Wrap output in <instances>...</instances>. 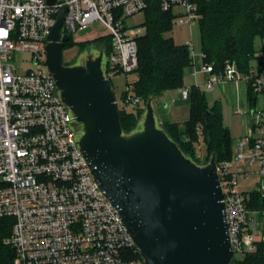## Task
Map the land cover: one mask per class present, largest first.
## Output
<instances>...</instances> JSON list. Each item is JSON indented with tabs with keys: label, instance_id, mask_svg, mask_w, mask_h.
I'll return each instance as SVG.
<instances>
[{
	"label": "built area",
	"instance_id": "obj_1",
	"mask_svg": "<svg viewBox=\"0 0 264 264\" xmlns=\"http://www.w3.org/2000/svg\"><path fill=\"white\" fill-rule=\"evenodd\" d=\"M55 1L0 0V218L14 221L10 264H145L134 258L140 249L82 153L83 125L44 64L48 35L61 7H67L62 36L100 22L112 40L102 62L105 78L111 82L134 74L143 28L127 26L126 20L145 13L148 1ZM160 8L172 13L178 26L192 28L200 21L197 0H160ZM22 53L30 55L32 68L19 66ZM202 72L206 81L196 86L205 91L247 82L264 95V72L258 67L243 75L226 62L220 73L211 64ZM124 90L123 106L137 108L141 100L132 82ZM189 98L190 88L181 94L182 100ZM252 121L254 134L235 140L232 158L217 164L233 260L255 252L264 240V108L252 111ZM253 177L254 187L240 190V182Z\"/></svg>",
	"mask_w": 264,
	"mask_h": 264
},
{
	"label": "water",
	"instance_id": "obj_2",
	"mask_svg": "<svg viewBox=\"0 0 264 264\" xmlns=\"http://www.w3.org/2000/svg\"><path fill=\"white\" fill-rule=\"evenodd\" d=\"M61 8L48 35L44 65L83 125L82 153L145 264H231L234 253L215 158L207 166L187 158L157 126L151 101L143 130L126 136L112 83L103 74L102 52L86 66L64 65L70 37L60 31L68 11Z\"/></svg>",
	"mask_w": 264,
	"mask_h": 264
},
{
	"label": "trees",
	"instance_id": "obj_3",
	"mask_svg": "<svg viewBox=\"0 0 264 264\" xmlns=\"http://www.w3.org/2000/svg\"><path fill=\"white\" fill-rule=\"evenodd\" d=\"M147 1L148 8L144 13L146 32L138 38V67L134 72L136 79L132 82L133 94L140 98L141 104L134 111L118 105L123 133L127 135L138 128L150 101L155 102L167 92L184 86L186 70L193 64L189 45L176 44L172 38L166 37L174 26V15L161 10L160 0ZM197 4L201 16L204 64H211L214 71L220 73L229 62L247 75L256 62L264 72V54L258 55L255 45L258 38L264 41V0H197ZM104 39L108 46L107 55L112 51V40ZM95 41L100 42L101 38ZM70 42L71 39L66 45ZM253 92L249 94L251 106H254ZM126 95L124 90L122 100ZM188 101L189 119L182 124L162 122V130L198 166H207L212 158L217 164L230 160L235 140L224 123L221 103L216 101L210 105L205 91L198 86L190 88ZM200 141L205 146L204 156L197 151ZM252 197L260 202L258 193H253ZM13 223V219L0 218V264H10L15 257V251L8 243ZM134 258L142 260L140 253ZM231 264H264V240L257 243L255 252L233 260Z\"/></svg>",
	"mask_w": 264,
	"mask_h": 264
},
{
	"label": "rangeland",
	"instance_id": "obj_4",
	"mask_svg": "<svg viewBox=\"0 0 264 264\" xmlns=\"http://www.w3.org/2000/svg\"><path fill=\"white\" fill-rule=\"evenodd\" d=\"M146 16L144 13L134 16L131 19L126 20L127 26H141L143 28V33L141 36H143L146 32V28L144 26ZM174 23H175V16H174ZM108 32L106 28L100 23L95 22L91 24L87 29L83 31L74 32L70 35L71 42L66 45L63 48V63L64 65H70V66H86L88 61L95 60L101 55L104 57L105 51L107 49V42L105 37L108 38V41H111V38L107 35ZM167 38H172L176 44H190L191 47H193L192 54L194 56L201 55L202 54V33H201V26L200 22H197L193 25L192 28L188 26H178L175 25L171 29L169 33L166 34ZM97 38H101L100 42H96L95 40ZM91 41L89 44H86L84 47L83 45L86 42ZM256 48L258 50V55L264 54V41L261 39H257L255 42ZM30 59V55L27 53L21 54V61L19 62V66L21 68H32L33 65L31 63H27ZM104 62H106L107 57H104ZM202 67H204V62L202 63ZM253 66L256 68L257 63L254 62ZM136 79L135 74L128 75L126 77L122 76H116L111 79L113 90L115 92V96L117 98V102L119 107H123V101H122V92L125 89L126 83L133 82ZM200 84L202 83V75L199 74L198 76ZM192 80V78H191ZM194 82V80H192ZM188 81L185 80L184 86L180 89L169 91L168 95L166 97H162L155 102L152 101V106L155 111L156 116V123L157 126L162 129V123L164 121H174L177 123H184L187 121L190 117V107L189 105H185L184 103L180 105H175V102H171L169 99L172 96L173 99H181V94L186 89V87H189L190 85H195L196 82L191 83L188 85ZM198 84V82H197ZM206 92V98L207 101H209L210 105H213L214 102L218 99L217 90L215 89L214 92ZM127 110L134 111V109L127 107ZM227 108H225L224 111ZM147 110L142 115L138 128L132 133L135 134L139 131H142L144 128V120L146 117ZM225 123L231 127V136L233 139H236L239 135L238 130L235 129L236 120L231 115H227L225 118ZM131 134V135H132ZM126 136H130L125 134ZM197 151L201 156H204L205 154V146L202 141L197 144ZM191 160V159H190ZM192 161V160H191ZM193 162V161H192ZM195 163V162H194ZM257 178L253 177L249 181H242L240 182V190L246 192L247 190H250L254 187V184L256 183Z\"/></svg>",
	"mask_w": 264,
	"mask_h": 264
},
{
	"label": "crops",
	"instance_id": "obj_5",
	"mask_svg": "<svg viewBox=\"0 0 264 264\" xmlns=\"http://www.w3.org/2000/svg\"><path fill=\"white\" fill-rule=\"evenodd\" d=\"M193 56V64L190 68L186 70L185 80H187L190 85L191 83L196 82L195 85H190L186 87V89L191 88L192 86L198 85L202 86L206 81V74L202 72V63L203 59L201 55H192ZM202 75V83L200 84L198 76ZM194 80V82L191 80ZM184 80V82H185ZM202 89V87H200ZM217 90L218 99L222 105L223 110V118L225 123L226 113L227 115H231L235 118L236 124L235 129L238 130L239 135L236 139L242 138L243 136L252 135L253 133V121H252V111L256 108H264V95L256 93L253 88L247 82H239V83H225L222 85H216L212 92ZM205 91L204 89H202ZM253 92L254 95V106H251L249 103V94ZM169 92H167L163 97H166ZM206 93V92H205ZM171 102H175V105H180L184 103L185 105H189V101H184L182 99H173L171 96L169 99ZM209 102V101H208ZM210 104V103H209ZM227 108V111H224ZM163 122H166L163 120ZM174 122V121H169ZM162 123V122H161ZM225 125L230 129L231 127L225 123ZM186 139V137H184Z\"/></svg>",
	"mask_w": 264,
	"mask_h": 264
}]
</instances>
